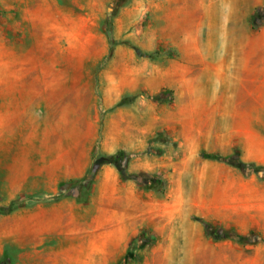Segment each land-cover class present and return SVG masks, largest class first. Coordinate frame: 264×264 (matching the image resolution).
Returning <instances> with one entry per match:
<instances>
[{
	"label": "rangeland",
	"instance_id": "obj_1",
	"mask_svg": "<svg viewBox=\"0 0 264 264\" xmlns=\"http://www.w3.org/2000/svg\"><path fill=\"white\" fill-rule=\"evenodd\" d=\"M228 1L191 28L175 0H0V264H264V83L214 100L216 84L172 73L216 54L190 59L181 30L264 44V0ZM149 66L166 84L126 89ZM84 144L86 174L60 177Z\"/></svg>",
	"mask_w": 264,
	"mask_h": 264
},
{
	"label": "crops",
	"instance_id": "obj_2",
	"mask_svg": "<svg viewBox=\"0 0 264 264\" xmlns=\"http://www.w3.org/2000/svg\"><path fill=\"white\" fill-rule=\"evenodd\" d=\"M218 5L221 9L219 12L214 10L215 6ZM159 9H162L165 12L163 6H159ZM176 18L186 20L191 28H197L194 20L197 18H208L212 17L216 13L222 18H227L230 15V5L228 0H175V4L169 10ZM61 14V13H60ZM62 15L65 17V13ZM62 24L53 23L52 27L54 29H62V32L65 33V29L69 28V20L63 19ZM66 22V23H65ZM81 28V23H79V29ZM58 30V31H59ZM220 42L217 43H207L204 47L198 41L199 30L192 29L187 32H182V30L176 36V45L178 50H184L189 52L187 55L192 60L197 58L203 59L206 55L202 53V50H213L216 51L214 54V59L208 61L206 65L198 70H194L193 66H188L187 64L174 67L172 73L178 75L181 78L186 79L187 76L191 82H199L200 80H207L216 84L214 89L213 99H219V94L217 93L218 89L223 86L224 90H230V84H263L264 83V54L263 47L264 44L261 42L251 41V37H255L254 34L250 33L249 39L246 37L240 42H231L226 38L228 32L226 27L222 26L219 32ZM161 39V38H160ZM247 40V41H246ZM249 40V41H248ZM160 46V45H159ZM64 48L65 45L63 46ZM138 75H135V69L132 76H127V85L126 89L133 92L137 89H143L147 92L154 90L153 83H159L163 86L167 81V70L161 67L146 68L143 72L138 71ZM190 74V75H189ZM201 78V79H200ZM15 82H23L24 76L15 75ZM56 80L54 77H51V83H55ZM142 82V85L140 84ZM244 88V85H242ZM161 86H158L157 89H160ZM240 89V87H238ZM262 89V85L258 87ZM55 86L52 85V90L50 91L53 94L55 91ZM155 89V90H157ZM225 91V92H226ZM14 92V94L20 95V98H30L33 99V96L38 95V91H8L6 93ZM221 98V97H220ZM224 98V97H223ZM228 98V97H225ZM217 109V107H214ZM217 110H213L216 112ZM132 144V143H131ZM125 144L119 138H113L111 143L102 144V150L109 152L117 151L119 149L125 148ZM134 145V142L133 144ZM94 145H83L79 148L78 152L70 155L67 158L62 159L58 170L60 172V177L62 178H82L88 171L92 163V151ZM77 150V149H76ZM100 170L104 171L106 174L110 170L109 166L105 163H102ZM52 219H57L58 216H51ZM77 250H81L80 245L76 246ZM66 250V249H65ZM53 257L48 255L45 263L43 264H52Z\"/></svg>",
	"mask_w": 264,
	"mask_h": 264
},
{
	"label": "trees",
	"instance_id": "obj_3",
	"mask_svg": "<svg viewBox=\"0 0 264 264\" xmlns=\"http://www.w3.org/2000/svg\"><path fill=\"white\" fill-rule=\"evenodd\" d=\"M117 156H118V153L114 154V155L112 156V159H113V160H111V161H112V162H115ZM211 157H213V158H215V159L222 160V158H221L219 155H217V154H213Z\"/></svg>",
	"mask_w": 264,
	"mask_h": 264
}]
</instances>
